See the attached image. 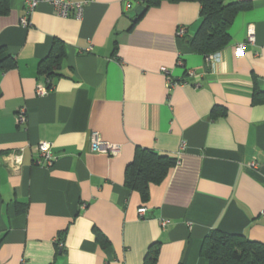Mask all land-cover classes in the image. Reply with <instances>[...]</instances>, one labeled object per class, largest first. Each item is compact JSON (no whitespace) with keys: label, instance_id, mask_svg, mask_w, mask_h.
Instances as JSON below:
<instances>
[{"label":"crops","instance_id":"obj_1","mask_svg":"<svg viewBox=\"0 0 264 264\" xmlns=\"http://www.w3.org/2000/svg\"><path fill=\"white\" fill-rule=\"evenodd\" d=\"M141 1L91 0L78 20L41 0L25 28L24 0H6L0 264H144L156 247L154 264H208L200 248L214 229L264 245V0L225 1L248 7L210 61L188 45L197 2L162 0L137 19ZM54 40L65 59L47 90L37 68ZM93 134L117 151H91ZM42 142L50 167L35 164ZM136 149L176 161L146 202L124 184Z\"/></svg>","mask_w":264,"mask_h":264},{"label":"trees","instance_id":"obj_2","mask_svg":"<svg viewBox=\"0 0 264 264\" xmlns=\"http://www.w3.org/2000/svg\"><path fill=\"white\" fill-rule=\"evenodd\" d=\"M138 1V0H137ZM162 0H142L137 19L148 7L156 6ZM171 2L191 1L200 5V24L188 45L204 58L224 49L229 43V28L235 16L248 5L240 2L226 3V0H169ZM0 13H6V0H0ZM65 59V49L61 42L54 40L47 56L39 62L37 74L49 90L55 78L61 76V66ZM186 73V72H185ZM187 75V73H186ZM183 83V81H178ZM175 159L158 155L150 150L136 149L134 158L125 170L124 184L137 191L141 200L149 197V185L159 184ZM158 248L145 258L144 264H154ZM200 256L208 264H264V245L250 241L243 236L228 234L217 229L210 231L203 239Z\"/></svg>","mask_w":264,"mask_h":264},{"label":"built area","instance_id":"obj_3","mask_svg":"<svg viewBox=\"0 0 264 264\" xmlns=\"http://www.w3.org/2000/svg\"><path fill=\"white\" fill-rule=\"evenodd\" d=\"M41 0H24L25 8L23 11V14L20 18V24L23 27L29 26V16L33 12V10L36 8V6L39 4ZM91 0H82L80 2L74 3V2H67L64 0H50V4L52 5L55 14L58 17L61 18H67L68 16L72 15L74 18L80 20L82 17L83 7ZM183 30L180 29L177 32V36L183 35ZM255 41V29L253 26H249L247 28V34H246V42L250 44H254ZM235 54L237 56H241L243 54V45L237 46L235 50ZM212 57H208L207 60L210 61ZM165 74H167V71L163 70ZM188 76L192 77L193 73L190 71L187 73ZM167 85L169 88H172L178 83L172 82V80L167 76ZM45 88L43 86H39L37 89V92L39 95L45 94ZM25 113L24 111H21L17 115V121L19 124H22L25 121ZM90 149L93 152H100V153H107V154H114L117 151L116 146H112L110 144L102 142L99 137L96 134H93L90 140ZM37 154L38 158L35 161L36 165H45L46 167H50L53 164L54 158L50 152V144L46 142H42L37 146ZM12 164L17 166L19 165V160L16 157H11ZM253 167H255L254 164H252ZM146 210L144 208L139 209L138 215L142 217L145 214ZM166 222H162V225L164 226Z\"/></svg>","mask_w":264,"mask_h":264},{"label":"water","instance_id":"obj_4","mask_svg":"<svg viewBox=\"0 0 264 264\" xmlns=\"http://www.w3.org/2000/svg\"><path fill=\"white\" fill-rule=\"evenodd\" d=\"M133 6H134V4L133 3H131V7L133 8Z\"/></svg>","mask_w":264,"mask_h":264}]
</instances>
